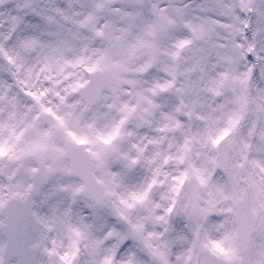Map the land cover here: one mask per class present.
Instances as JSON below:
<instances>
[{
  "label": "snow or ice",
  "instance_id": "1",
  "mask_svg": "<svg viewBox=\"0 0 264 264\" xmlns=\"http://www.w3.org/2000/svg\"><path fill=\"white\" fill-rule=\"evenodd\" d=\"M0 264H264V0H0Z\"/></svg>",
  "mask_w": 264,
  "mask_h": 264
}]
</instances>
